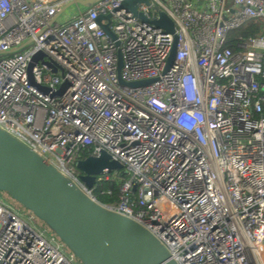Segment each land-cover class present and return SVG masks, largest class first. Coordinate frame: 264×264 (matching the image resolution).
I'll return each mask as SVG.
<instances>
[{
    "label": "built area",
    "instance_id": "1",
    "mask_svg": "<svg viewBox=\"0 0 264 264\" xmlns=\"http://www.w3.org/2000/svg\"><path fill=\"white\" fill-rule=\"evenodd\" d=\"M73 1L0 0V127L94 199L75 154L106 150L127 174L108 207L149 230L177 264H264V33L228 44L231 30L264 23V0L140 3L149 19L161 9L175 22L168 70L174 34L115 11L123 0L75 4L63 20ZM108 13L115 38L98 21ZM40 50L64 77L38 63L34 80L55 89L67 79L62 95L29 79ZM119 75L153 81L132 87ZM63 245L0 201V264H74Z\"/></svg>",
    "mask_w": 264,
    "mask_h": 264
},
{
    "label": "water",
    "instance_id": "2",
    "mask_svg": "<svg viewBox=\"0 0 264 264\" xmlns=\"http://www.w3.org/2000/svg\"><path fill=\"white\" fill-rule=\"evenodd\" d=\"M97 1L99 0H77L69 3L65 9L75 4L90 7ZM202 1L199 0L198 3L201 4ZM142 2L150 4V0H123L115 11L126 9L135 17L175 35L167 61L168 70L174 64L177 54L175 22L161 9L158 10V18L149 19L138 9ZM110 17L111 13L101 14L98 21L106 33L115 38L110 28ZM103 19L108 22L103 23ZM118 57L120 72L123 63L120 51ZM38 63L46 65L53 72L60 69L62 77L63 67L42 50L32 55L28 65L31 82L51 96L62 95L70 82L64 79L55 89L36 83L33 68ZM119 76L122 84L132 87L153 81L127 82ZM76 167L80 171V178L88 187L94 185L97 175L124 169L123 164L112 160L106 150H101L98 155L79 158ZM0 190L8 192L44 221L83 264H177L170 257L167 248L149 230L89 196L52 163L1 127Z\"/></svg>",
    "mask_w": 264,
    "mask_h": 264
},
{
    "label": "trees",
    "instance_id": "3",
    "mask_svg": "<svg viewBox=\"0 0 264 264\" xmlns=\"http://www.w3.org/2000/svg\"><path fill=\"white\" fill-rule=\"evenodd\" d=\"M264 33V23L260 20H249L240 27L233 29L228 35V44L235 48V43L240 37L259 36ZM92 148H83L79 151V158H86L91 154ZM77 172L80 171L75 166ZM127 179L124 169L117 170L116 175L107 180L94 183L93 193L96 199L106 206H116L120 201V189L122 182Z\"/></svg>",
    "mask_w": 264,
    "mask_h": 264
},
{
    "label": "rangeland",
    "instance_id": "4",
    "mask_svg": "<svg viewBox=\"0 0 264 264\" xmlns=\"http://www.w3.org/2000/svg\"><path fill=\"white\" fill-rule=\"evenodd\" d=\"M77 6H70L66 9L63 16H69L74 14ZM79 154H75V160L79 158ZM0 201L11 207L14 211L18 212L29 223L38 226L41 229L46 230L49 235H55L57 242L63 243L62 240L53 232V230L40 218H38L31 210L27 209L21 203L16 201L8 192L0 190ZM62 251L67 255H71L72 251L65 244L62 247ZM74 264H83L79 258H74Z\"/></svg>",
    "mask_w": 264,
    "mask_h": 264
},
{
    "label": "crops",
    "instance_id": "5",
    "mask_svg": "<svg viewBox=\"0 0 264 264\" xmlns=\"http://www.w3.org/2000/svg\"><path fill=\"white\" fill-rule=\"evenodd\" d=\"M71 15H73V14H70L69 16H71ZM69 16H67V17H66V18H64L63 20L67 19ZM60 20H61V18H60ZM63 20H62V21H63Z\"/></svg>",
    "mask_w": 264,
    "mask_h": 264
}]
</instances>
